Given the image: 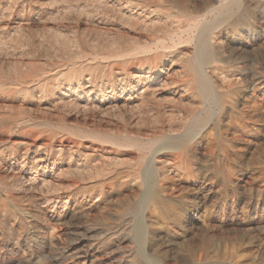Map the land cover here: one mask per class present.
Instances as JSON below:
<instances>
[{"label":"rangeland","instance_id":"obj_1","mask_svg":"<svg viewBox=\"0 0 264 264\" xmlns=\"http://www.w3.org/2000/svg\"><path fill=\"white\" fill-rule=\"evenodd\" d=\"M242 2L0 0V264H264V0Z\"/></svg>","mask_w":264,"mask_h":264},{"label":"bare ground","instance_id":"obj_2","mask_svg":"<svg viewBox=\"0 0 264 264\" xmlns=\"http://www.w3.org/2000/svg\"><path fill=\"white\" fill-rule=\"evenodd\" d=\"M241 2H242V0H229V6H230V8L231 9H233L234 7H236V6H238L239 4H241ZM243 3V2H242ZM127 4V3H126ZM198 4V3H197ZM134 8V7H133ZM132 8V9H133ZM136 8V7H135ZM141 8V7H140ZM140 10V9H139ZM138 10V11H139ZM129 11V10H128ZM225 11V10H224ZM102 12V11H101ZM132 12V11H131ZM137 12V11H136ZM146 12V11H145ZM148 12H149V10H148ZM150 12H153V11H150ZM139 14H140V11L138 12ZM139 14H134V13H130L129 14V16L128 17H132V18H134V17H138L139 16ZM146 14V13H145ZM148 14V13H147ZM151 14H153V13H151ZM124 15V14H123ZM149 15H150V13H149ZM155 15H156V13H155ZM144 17V16H143ZM142 17V18H143ZM165 17V19H166V16H164ZM164 17H163V19H164ZM214 17V16H213ZM141 18V19H142ZM120 19V18H119ZM139 19V18H138ZM137 19V20H138ZM126 20H128V19H126ZM159 20V19H158ZM161 20V19H160ZM150 21V20H149ZM166 22V21H165ZM148 23V22H147ZM150 23V22H149ZM194 28V27H193ZM105 32V31H104ZM191 33V32H190ZM55 41H57V40H55ZM216 42V41H215ZM113 43V42H112ZM195 44V43H194ZM208 44V43H207ZM95 46V45H94ZM101 50V49H100ZM58 51V50H57ZM123 51L120 49V48H116V47H113V48H111V49H109V50H105L104 52H100L99 51V55H102V56H104V55H107V56H110V57H117L118 55H120L121 53H122ZM211 54H210V51H209V47L208 46H206V41H204V40H202V41H199V43H198V45H197V52H196V59H197V57H199V63H201V62H205V61H207L208 60V58H209V56H210ZM101 59V58H100ZM113 59V58H112ZM189 62V61H188ZM151 67V66H150ZM151 69V68H150ZM152 69H153V67H152ZM73 70V69H72ZM154 70V69H153ZM168 70V69H167ZM166 70V71H167ZM152 72V71H151ZM168 72H170V71H168ZM110 74V73H109ZM168 74V73H167ZM137 77V79H140V77L139 76H136ZM145 79V78H144ZM155 79V78H154ZM199 80V79H198ZM11 85V84H10ZM132 85V84H131ZM130 85V86H131ZM171 85V84H170ZM101 86V85H100ZM144 94V93H143ZM134 108V107H133ZM114 113V112H113ZM201 118V117H200ZM199 139V138H198ZM59 148V147H58ZM152 210V209H151Z\"/></svg>","mask_w":264,"mask_h":264}]
</instances>
